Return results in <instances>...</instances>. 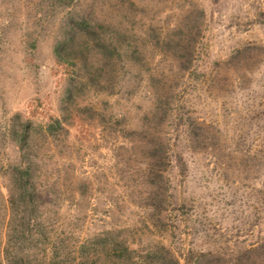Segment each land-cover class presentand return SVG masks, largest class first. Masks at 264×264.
Segmentation results:
<instances>
[{"label": "rangeland", "instance_id": "obj_1", "mask_svg": "<svg viewBox=\"0 0 264 264\" xmlns=\"http://www.w3.org/2000/svg\"><path fill=\"white\" fill-rule=\"evenodd\" d=\"M102 1L0 0V137L15 114L34 123L60 116L72 79L53 52L62 23L94 6L112 21L118 3ZM134 1L144 25L158 33L160 47L152 52L157 65L150 75L161 82L154 87L143 79L132 96H110L99 104L91 94L72 98L80 115L89 106L100 114L92 127L71 126L69 138L79 143L56 158L70 165L72 185L87 186L71 187L65 199L58 194L55 217H64L62 223L74 227L80 239L109 233L114 243L129 240L135 249L158 244L181 264H264V0ZM174 39L183 48L171 62L173 51L165 43ZM162 99L169 100L168 110L149 128L164 143L155 160L164 188L155 214L153 207L142 209L150 173L148 135L138 131ZM17 154L6 141L0 146L2 187L18 164ZM51 156L40 147L39 191L46 167L54 163ZM6 194L0 187V264L7 224L16 223L6 214ZM39 214L44 217V206ZM140 255L141 250L133 256Z\"/></svg>", "mask_w": 264, "mask_h": 264}, {"label": "trees", "instance_id": "obj_2", "mask_svg": "<svg viewBox=\"0 0 264 264\" xmlns=\"http://www.w3.org/2000/svg\"><path fill=\"white\" fill-rule=\"evenodd\" d=\"M109 1L117 2L115 6L119 7L118 13L111 17L113 20L110 22L107 21V15L101 14L94 6L86 8L84 12L75 13L62 23L61 38L56 41L53 52L59 63L70 68L72 79L65 89L66 103L64 102L60 116L45 123H34L29 118L21 122L19 115L15 114L7 133L0 137V146L6 141L18 152V164L10 168L4 187L0 185L7 192L4 204L8 203L5 208L9 222H16L13 226L7 224V240L1 257L4 264H181L178 257L170 251L166 252V248L158 244L143 245L135 249L130 247L129 240H115L114 243L116 236L109 233L99 238L96 236L92 239H80L78 234L74 235V227L62 223L64 217L62 220L61 216L55 217L56 210L52 208L54 203L56 207L57 202L54 201H57L58 194L65 199L72 190L71 187L80 190L87 186L85 182L72 185L66 174L70 165L57 162L56 159L66 157L67 151L71 148L74 150V146L79 143L69 138L71 126H78L80 129L81 125L91 122L92 127L94 117L100 114V108L89 106L83 109L84 115H80L79 109L74 107L72 102L77 92L83 95L91 94L96 100L95 103L99 104L110 96H132L143 79L148 78L154 87L161 82L160 77L150 75L157 65L154 64L155 54L152 52L160 47L156 28L144 25L143 15L135 11V7H138L136 1ZM102 2L108 4V0ZM193 16L198 23L199 11L195 10ZM187 32H192L190 27H187ZM165 44L167 48L172 49L170 60L175 62V52L183 48L181 43L174 39ZM166 54L163 53V57ZM123 78L125 81L119 83L118 80ZM158 101L161 102L156 103L155 107L144 115L138 131L148 135L145 153L149 158L150 173L144 181V189L150 187V193L144 195L147 206L144 205L142 209L153 207L155 214L159 213L156 200L160 201L164 194L160 165L158 160H155L156 157L161 159L164 143L158 142L149 128L163 120L169 105L168 99ZM72 122L75 125H72ZM41 146L46 147V151L52 154L54 163L50 161V168L49 165L46 167L48 177L44 189L39 191L36 178L38 169L42 167L36 156ZM48 162L49 159L46 163ZM50 175L53 178L50 179ZM80 194L78 196H81ZM142 200L141 197L137 204L138 209L143 203ZM12 204L15 210L13 215ZM43 206L44 217L39 214ZM139 250L143 256H133ZM167 253L169 255H166ZM240 263L241 261L236 260L229 264Z\"/></svg>", "mask_w": 264, "mask_h": 264}]
</instances>
